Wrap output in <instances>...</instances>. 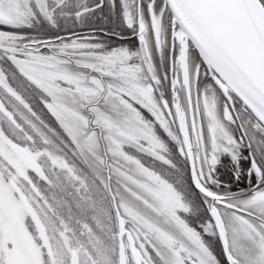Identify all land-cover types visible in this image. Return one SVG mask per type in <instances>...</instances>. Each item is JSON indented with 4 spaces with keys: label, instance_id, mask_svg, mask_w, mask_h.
Wrapping results in <instances>:
<instances>
[{
    "label": "snow or ice",
    "instance_id": "obj_1",
    "mask_svg": "<svg viewBox=\"0 0 264 264\" xmlns=\"http://www.w3.org/2000/svg\"><path fill=\"white\" fill-rule=\"evenodd\" d=\"M0 264H264V0H0Z\"/></svg>",
    "mask_w": 264,
    "mask_h": 264
}]
</instances>
